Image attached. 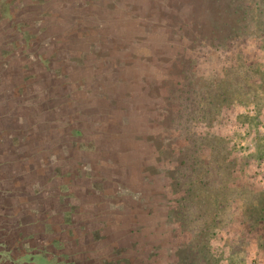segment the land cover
I'll use <instances>...</instances> for the list:
<instances>
[{
    "label": "rangeland",
    "instance_id": "374dc122",
    "mask_svg": "<svg viewBox=\"0 0 264 264\" xmlns=\"http://www.w3.org/2000/svg\"><path fill=\"white\" fill-rule=\"evenodd\" d=\"M80 1L0 0V264L54 214L110 262L264 264V0H91L67 44Z\"/></svg>",
    "mask_w": 264,
    "mask_h": 264
},
{
    "label": "flooded vegetation",
    "instance_id": "af4514ba",
    "mask_svg": "<svg viewBox=\"0 0 264 264\" xmlns=\"http://www.w3.org/2000/svg\"><path fill=\"white\" fill-rule=\"evenodd\" d=\"M41 3L39 5V7L45 9H48V5L45 2V0H40ZM52 1V8H53V17H54V23H57V25L60 24V17H59V1L60 0H47V2ZM78 5H70L72 6L71 11L73 12V16H70V21L72 23V26H70L71 30L69 31L70 35L72 36V40H67V44L73 43V39L74 36L77 35L78 37H80V39H84V34L85 31L87 29V32L90 30V28L93 27H97L98 26V20L96 17H94V12L91 11L92 7V2L91 0H81ZM56 5V7H55ZM0 9L2 10V7H0ZM77 11V12H76ZM1 12V11H0ZM82 13V15H80L79 13ZM94 21V22H93ZM80 31L81 33H83V36H80ZM39 32H41V30H39L38 32H36L35 37L33 38V40L35 41L34 44L32 43L36 48L41 47V42L38 40H41L39 38ZM20 34H22V31H19ZM25 34V33H24ZM32 40V38H29ZM55 42L60 40L59 37H55L54 38ZM51 41H53L51 39ZM23 43L25 48V44H26V40L25 38H21L17 33H15V37H14V42H13V46L11 47L12 49H14V44L17 43ZM3 44H5L4 42H2ZM20 43V44H21ZM53 43V42H52ZM69 46V45H68ZM11 48H9V51L12 50ZM5 56V53L0 52V58L3 60ZM11 54H9V58H10ZM42 53L40 52V50L36 49L35 52L32 53L31 57L33 59L39 60L41 61L42 58ZM73 61V60H72ZM4 68V65H3ZM53 73V72H52ZM68 78V77H67ZM66 78V79H67ZM4 83V82H2ZM1 83V84H2ZM4 85V84H3ZM1 141V140H0ZM0 154L3 155L4 154V150L2 149V151L0 150ZM6 156L7 153H6ZM4 157V155H3ZM41 164L39 169H42V160H40ZM82 170L83 173H90L88 174L91 175V178L87 179L89 180H93L94 176L93 173L94 171L90 169L86 170L85 166H82ZM100 172V171H99ZM97 177V176H95ZM96 178L94 180L98 179V184H105V182H108L110 185L109 181H104L102 178ZM56 180V177L54 178ZM71 179V178H70ZM73 180V178H72ZM96 182V181H95ZM94 184V183H92ZM70 187V186H69ZM101 187L96 188L97 189V193L99 192V189ZM43 188L40 187V190H42ZM56 191H57V187H56ZM64 202L61 203V205H63ZM62 215H65L64 213ZM57 216L59 215H53L52 219H51V225L48 222H44L43 227L46 228V230H44V232H47V234L49 236H51V240L48 244L50 250L44 251L45 247L47 244H42L41 242L39 244H37V241L35 245L29 246V247H25V246H20V242L17 248H14L13 252L12 249L9 250H2L1 253L5 254H9L10 256V260L12 261L13 264H119L117 261L116 262H110L107 261L106 257L102 256L98 253L99 251H96L97 248V244L95 243V248L94 246L91 247L90 245H80L79 243L84 242L85 241V235H90L93 238V242H99L102 240L101 238V228L97 229V230H92L89 231V233L85 232L84 233V228H78V230H76L77 228L75 227V225H77L78 223L74 221L73 217L71 216V214L68 215V217H62V218H57ZM67 216V215H66ZM50 226L52 228V232L48 233L47 230V226ZM100 226H102L103 224H99ZM63 226H69L68 230H64L62 227ZM81 227H83V225H79ZM106 224H104V228H105ZM70 239V240H69ZM44 245V246H43ZM101 247L100 245L98 246V248ZM35 251V255H45V257L51 259V262H45V260L43 261L42 258H38L37 262L35 260H33L34 254L32 255V251L30 249H33ZM94 250L92 251L91 249ZM84 251V254L82 255L81 253ZM98 253V254H96ZM81 254V255H80ZM115 255L117 256V253L115 252ZM118 257V256H117ZM17 259V260H16ZM98 259V260H97ZM16 260V261H15ZM101 260V261H100ZM35 261V262H34Z\"/></svg>",
    "mask_w": 264,
    "mask_h": 264
},
{
    "label": "crops",
    "instance_id": "0c3cea01",
    "mask_svg": "<svg viewBox=\"0 0 264 264\" xmlns=\"http://www.w3.org/2000/svg\"><path fill=\"white\" fill-rule=\"evenodd\" d=\"M29 216V215H28Z\"/></svg>",
    "mask_w": 264,
    "mask_h": 264
}]
</instances>
